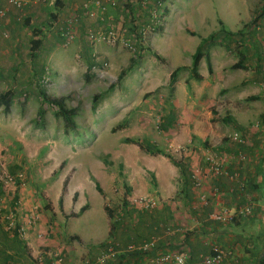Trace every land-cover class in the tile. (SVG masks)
I'll list each match as a JSON object with an SVG mask.
<instances>
[{
    "label": "rangeland",
    "instance_id": "1",
    "mask_svg": "<svg viewBox=\"0 0 264 264\" xmlns=\"http://www.w3.org/2000/svg\"><path fill=\"white\" fill-rule=\"evenodd\" d=\"M123 1L121 15L127 18L128 4ZM245 1L250 2V18L251 12L257 15L262 12L264 0H165L162 24L151 33L144 30L146 34L140 43L143 49L133 64L134 51L124 43L130 38L127 34L131 35L133 26L138 25L133 14L128 16L130 25L120 18L115 28L112 24L104 28L95 20H87L95 17L81 13L82 27L78 24L73 41L64 45L59 27L73 15H69L70 10L65 11L58 20L49 23L48 35L38 50L31 49V27L48 22V14L41 21L32 20L28 27L16 23L21 32L19 47L0 52V92L12 90L9 111L5 112L0 105V166L19 178V188L26 190L20 194L21 198L18 189L13 192L14 186L3 192L2 212L9 206L15 207L19 222L27 220L30 211L33 212L34 227L25 233L41 240L36 233L40 230L46 240L56 241L54 246L47 247L61 250L63 264L67 250L77 260L76 264H84L85 260L96 264L100 243L125 246L133 240L147 239L155 232L161 240H167L170 235L163 233L164 225L160 226L161 230H153L151 223L153 218L166 215L158 209L165 206L158 190L165 191L174 185V194L179 196L180 175L174 162L182 161L190 170L198 165L203 171L207 155L241 149L242 146L229 140L230 134L237 132L249 142V134L261 128L259 115L264 102L250 96L238 99L241 90L251 91L249 85L242 84L250 72L231 69L230 65L239 59V50L251 43L264 74V23L248 38L246 31L252 28L247 26L243 36H232L230 50L224 47L226 39L220 33L207 45L210 62L213 61L212 72L208 73L203 58L197 70L200 79L190 72L191 56L200 39L223 26L218 20L221 17L226 30L238 27L234 18H245L240 9ZM47 2L28 5L42 17L45 11L41 9ZM82 2L78 1L80 10ZM116 6L118 0L112 8ZM55 8L61 9L57 5ZM132 12L137 13L136 9ZM7 14L8 10L0 21L5 23L0 41L15 36L9 25L13 15ZM103 14L96 18L102 21ZM17 16L18 13L15 20ZM243 23L240 22L238 31ZM109 29H116L114 42L87 38L88 30L97 35ZM2 32L7 36H2ZM31 50L34 56L30 55ZM178 68L170 83L172 72ZM39 86L52 97H66V106L76 108L73 125L66 126L55 108L40 100ZM235 108L251 112L244 119L236 118L241 122L239 126L232 114ZM224 116H230L233 121H222ZM235 128H246L247 134ZM147 146L162 150L173 162L164 153L155 154L153 149L149 152ZM243 152L248 159L247 152ZM191 187L195 193L197 190ZM165 198L163 201L175 196ZM145 200L154 203L152 209L142 204ZM22 203L26 204V210ZM125 203L137 213L122 218L120 209ZM83 205L88 210L79 213ZM190 210L195 212V217L204 219L196 214L204 210L198 200ZM115 220L119 221L118 226H113ZM188 220L191 229L199 226L195 225L199 220L193 214ZM128 222L133 225L125 230L123 223ZM143 222H150L147 229ZM165 223L174 231L168 219ZM35 238L27 245L24 256H13L10 264H41L42 261L34 260L46 250V245H40L41 241L36 242ZM65 246H69L67 250Z\"/></svg>",
    "mask_w": 264,
    "mask_h": 264
},
{
    "label": "crops",
    "instance_id": "2",
    "mask_svg": "<svg viewBox=\"0 0 264 264\" xmlns=\"http://www.w3.org/2000/svg\"><path fill=\"white\" fill-rule=\"evenodd\" d=\"M78 1L80 0H54L52 3L51 0H48L46 4H43L44 8L41 7L42 8L41 10L45 11L42 17H41L42 14H39L38 12H36L35 9H32L29 7V5H27L23 9L24 12L23 17L21 19H18V17H16V20L14 16L16 13H18L19 16L20 12L13 7H8L7 15L11 16L12 14L13 19L11 20L12 23L9 22L7 23H9L10 28L13 29L11 30L15 36L11 38V40L9 41H0V52L5 53L6 51H10V50L14 51L17 50V48L19 47L17 46L19 45L17 44V41L19 40V37H21V32L19 29V25L16 23L22 22L21 24H23V19L26 17L29 18V22H31L32 20L34 21L36 18L37 19L39 18V20L41 21L46 14H48L49 16L50 13H57V20H58L59 17L65 11L68 10H70L68 12L69 15L75 13L81 14L82 10H80V4L78 3ZM99 1L102 2L103 4H106L109 0H99ZM122 1L123 0H118V6H116L115 8L112 7L106 8V11L103 14L104 19L102 21H100L96 17L94 19H87V20H95L100 25L101 24L104 25V28L105 26L110 24L113 25L112 28H115L116 25L118 26L119 19L124 18V17L122 18L121 15V13L123 12L122 11L123 7L120 6V3ZM51 3L53 4L52 6L50 5ZM3 5L5 4H3V1L0 0V6ZM56 5L61 6L60 11L56 10L55 8ZM249 6H250V2L245 1L244 5L241 6L240 8L241 12L243 11L244 13L243 16L245 18L241 19L239 16L234 18V22L238 23V27L229 29V31L237 32L239 29L240 22H244L243 23L244 25L250 20ZM133 8H135V5L133 6ZM71 11H73V13H71ZM128 16L129 13H127L126 17L128 18ZM80 20L81 21L79 22V27L80 26L82 27L83 20L81 18ZM218 20H220L222 22V25L224 26V18L221 17V19L218 18ZM0 24H1L0 25V32H1V29H3L2 27L4 26L5 23L0 22ZM249 30L250 31H246L247 32L246 37H250V35L253 33L251 29ZM20 43L22 44L21 38H20ZM241 51L243 52L244 55L243 62L245 66L244 68H240L238 70H242V71L249 70L250 75L244 77V82L242 84L244 86L249 85L251 91L250 93H246L244 91L242 92L241 90L238 99L240 101L242 99H246L248 96H258L257 99L262 100L264 102V76H263L264 74L261 72L262 67L259 66L260 64L258 63V59H257L258 54L255 55L256 50H254L251 43L247 44L246 48L243 47V50ZM244 108L248 109L247 106H245ZM247 109H237V108L234 109V113L232 114L235 115L234 119L236 120V124L238 126L241 123L237 121L238 118L241 120L244 119L245 117H248L251 114V112L245 113L244 110ZM263 112H264V108L261 111V113ZM259 122L261 128L255 129V132L254 130L253 131L251 130L252 132L251 131L250 132L253 134H249L250 135L249 136L250 138H248L249 142L246 141L245 145L241 147V150L247 152L249 156L247 162L242 163L241 166H237L235 163H231L227 165V170L229 171H233L236 169L239 170L240 178L246 184V189L244 191L246 192V195L250 196L256 204L252 214L241 217L236 216L232 222H227V223L213 222L207 219V215L214 210V207L207 205L204 206V210L202 211V213L196 212L197 215L202 216L204 218V219H200V217H195V212L190 210L191 206H189L187 199L186 198L184 199L183 196L181 195L180 193L181 181H179L180 182L178 189L179 196L174 194L176 192V187L174 185L169 184L171 185V188H169L168 190L165 191L158 190V195L161 198V204H165V206H163L162 208L158 207V209L159 211L161 209L165 211V213H167L162 218L167 217V219L170 222L169 225H171L172 228L175 229L174 231H172L171 234H168L170 236L167 238V240H160L161 242H159V244L160 243L161 244L159 248L157 247L155 254L164 251H170L174 253L181 252L184 254L183 264H199L201 256L209 254L211 245L217 244L220 247H222L224 250L230 252V254L226 258H224L221 264H264V174L262 170L263 162L261 160V157L264 156V124H262L260 118H259ZM235 129H238L245 133L247 132L246 128H235ZM192 132L198 133L197 130H192ZM175 171H177V168ZM174 182L175 185L178 186V183H176L177 181L175 180V178H174ZM212 185H216L219 187V191L222 194L223 202L229 208V210H231V212H235V210L239 206L245 203L246 195L238 190V186L236 182H230L224 177H219L217 179L205 178L204 187H203L204 192L208 193ZM25 190H26L25 188H19L17 195L21 198L20 194L23 195ZM82 195L84 196V191L82 192ZM172 195L175 196V198L173 199L170 198L169 200L163 201L165 197L166 198L172 197ZM193 197H195V195ZM27 201L26 203H28ZM22 204L25 205L24 207L26 210L27 209L26 204L25 203ZM87 210L85 209L84 211L87 212ZM192 212L195 220L196 221L199 220V223L196 222L195 224L199 226H196L195 229H191V227L193 226H191L192 223H190L188 220V217L192 215ZM144 223L145 226L149 227L150 222L148 223L144 222ZM22 237L27 238V240L25 238V241L26 244L29 245L30 241L35 238V235L33 238L32 236H29L25 233ZM78 237L80 241H83V239L80 238V236ZM40 239L41 240L38 239L39 241H41L40 245H46L45 247L47 249H48L47 246H54V244L56 243V241H54L53 239L46 240L44 236L41 237ZM38 240H36V242ZM69 246H65V249L67 250L68 249L67 247ZM76 263L77 260L73 257V254L67 250L65 256V264H76ZM42 264H48V260L44 259ZM113 264H118V263L116 262ZM168 264H173V263H168Z\"/></svg>",
    "mask_w": 264,
    "mask_h": 264
},
{
    "label": "built area",
    "instance_id": "3",
    "mask_svg": "<svg viewBox=\"0 0 264 264\" xmlns=\"http://www.w3.org/2000/svg\"><path fill=\"white\" fill-rule=\"evenodd\" d=\"M3 1V6H0V20L4 18L7 13L8 7H13L17 9L20 14L18 19H21L24 15L23 9L28 4H36L38 2H46L47 0H1ZM52 3L54 0H51ZM124 3V1H123ZM127 4H135L139 6L141 9L145 10L146 15L144 14V24H138L135 29L137 32H140V40L144 34V30H147L149 33L155 30L157 26L162 24V19L164 15V3L165 0H125ZM110 7L116 5L115 0H109L107 3ZM106 4H103L99 0H83L82 2V13H84L87 17H96L99 14H102L106 11ZM80 15L75 13L69 18H67L66 22L59 27L60 29V36L62 37L63 44L68 45L71 43L75 37L74 29L79 24ZM264 21V16H263ZM131 32V31H130ZM2 36L6 37L7 33L2 32ZM130 38L124 41L125 44L129 45L134 51V44L135 38L133 37V32L131 35L128 33ZM117 36L116 29L112 30L109 29L106 33L100 34H93L91 30L87 31V38L90 41H101L105 40L108 42H114ZM131 39V40H130ZM125 40V39H124ZM133 44V45H131ZM131 45V46H130ZM229 140L233 143H236L239 146L245 145L246 141L242 138V136L237 133L233 132L228 136ZM263 154V153H262ZM247 161V155L241 150L238 149L233 153H226V152H217L213 155H207L205 158V168L202 171L198 165L192 166L190 170V177L192 181V185L195 187L196 197L200 206H212L214 210L207 215V219L213 222H220V223H227L232 222L236 216H247L252 214L253 210L255 209V202L252 200L250 196L246 195L244 191L246 189L245 182L240 178L239 170L229 171L227 170V165L235 162L237 166H241L242 163ZM262 170L264 174V160L262 161ZM20 177V175H18ZM219 177H224L230 182H236L238 186V190L244 193L246 196L245 203L239 206L235 212H231L229 208L224 204L222 194L219 191V187L216 185H212L211 189L207 192H204L203 183L205 178H214L217 179ZM0 183L2 185L3 192L7 193L10 188L13 187V192L16 190V184H14L13 176L3 170L0 166ZM146 201L142 202L146 204V207H152L154 205L153 202ZM0 205H1V197H0ZM27 220H22L19 222L17 220V212L15 210H7L3 211L0 209V220L4 222L5 229H11L14 227L16 223H18V231L21 235H24L26 229L30 228L31 226L34 227L35 217L36 215L30 211L29 215L27 216ZM36 233L38 237L41 236L42 232L37 231ZM172 230L170 228L166 229V234H171ZM160 238L158 236H152L147 240H144L143 243L140 244H126L125 246H117L114 248L113 244L106 246L104 249L99 250V254L95 257L96 264H105L109 263L112 264L116 257L117 252H128L132 250H141L144 253L153 252L152 255L147 254L144 262L142 264H183L184 261V254L181 252H160L155 254V250H157V241ZM230 254L229 251L224 250L217 244H212L210 253L206 256H203L200 260L199 264H221V262ZM49 258V264H63V255L61 250L59 249H47L42 250L41 254L37 256L35 259L38 262L42 261V257ZM89 260H85L84 264H88Z\"/></svg>",
    "mask_w": 264,
    "mask_h": 264
},
{
    "label": "trees",
    "instance_id": "4",
    "mask_svg": "<svg viewBox=\"0 0 264 264\" xmlns=\"http://www.w3.org/2000/svg\"><path fill=\"white\" fill-rule=\"evenodd\" d=\"M126 6H128L126 12L134 15V21L136 20V18H138L137 23L138 24H144L145 21L143 20V17H144V14L146 15L145 10L141 9L137 5L135 8H133L131 3L126 5ZM60 8H61V6H60ZM135 9H136L137 13L132 12ZM263 10H264V7H263ZM263 10L261 13H259V15L253 14V12H251V18L247 23L244 24V27L245 26L248 27V25H249V27L252 28V32L254 33L256 27L259 26L260 24L264 23L263 19H262V17L264 16L262 14ZM165 11H166V9H165ZM79 15H81V14H79ZM56 20H57V13H50V15L48 16V22L43 23V25H41L40 27L31 28L32 33H31V37L29 39L30 45L32 47L31 49L35 48V50H38L39 48L42 47L41 45L44 42V39L46 38V36L48 35L47 32L49 31L48 30L49 23L55 22ZM79 21H81V20L79 19ZM124 21L126 24H129V25L131 24L130 19H128V18H125ZM139 21H142V23H140ZM28 23H29V18L28 17L24 18L23 19V25L28 27ZM243 28L237 32H231L229 30H226L224 28V26H221L217 32L209 34L207 37L200 39L198 45L195 48L194 53L191 56V63H190V72L194 75V77L196 79H200V75L197 73V70H198V66H199V63H200L202 58L205 59V61H206V69H207L208 73L212 72L211 62H210L209 54L207 52V47H208L207 45L209 44V42H211L215 37H217L220 33H222V34H224V38L226 39V42L223 45L227 50H230V48H231L230 42H231L232 36L235 34H239V35L243 36ZM131 31L133 32V37L136 40L134 42V57L132 58V64H133V63H135V59L139 56L138 54L142 51L143 48H142V45L140 44L141 42L139 41L140 40V32L136 31L135 26H133V29ZM238 54H239V59L235 63L230 65L231 69H240V68H244V66H245L244 62H243L244 61L243 52L241 50H239ZM30 55L34 56V52L32 50L30 52ZM178 70H179V68L172 72L170 83H173V81L175 79V75H176ZM112 86L113 85H111V87ZM11 91L12 90L9 91V89H8V90H5L3 92H0V105H2V109L5 112L9 111V108L11 105V101H12ZM37 95L43 103H46V104L52 106L53 108H55L57 115L63 120V122L66 124V126H70V125L74 124L73 119L77 115V113H76L77 111H76L75 107H67L66 106V103H65L66 97H64V96L52 97V96L48 95L44 89L40 88V86L37 87ZM257 98H258V96H250V99H257ZM168 117H169L168 119H170L171 115H169ZM260 119H261L262 124H264V112L261 114ZM222 121L232 122L233 120L230 116H224L222 118ZM164 129H166V128H164ZM126 141L134 142V143L138 144L137 141H134L131 139H127ZM147 149L149 150V152H151V150L153 148L147 146ZM227 150H230V149L228 148ZM153 153L162 154L164 152L158 148H154ZM164 155H166L168 160H171L173 162L172 158L169 155H167L165 153H164ZM261 160L262 161L264 160V156L261 157ZM174 163L179 169V175H180L179 177H180V181H181L180 193L184 199L185 198L187 199L189 206H191L192 203L196 202L197 197H196V193L192 192V189H191L192 188L191 187L192 181H191V177H190V174H191L190 168H188L187 165H185L182 161H177ZM11 175L13 176V174H11ZM13 179H14V184H16V189H19V186H20L19 178L13 176ZM96 186H97V184H96ZM2 194H3V190H2V185L0 183V195H2ZM194 195H195V197H193ZM14 196H15V193H14ZM15 199H17V197H15ZM14 208H13V206H9L6 209L7 210H13ZM152 208H153V206L151 207V209ZM104 209L106 211L107 207H104ZM84 210H85V206L83 205L79 208L78 212L82 213ZM134 212L137 213V210L128 208L126 203L121 206L120 214H121L122 218H124V217L128 218L129 216H132ZM164 213H165V211H164ZM165 214H167V213H165ZM192 214H193V212H192ZM162 217L163 216H159L158 219L153 218L154 220L151 223V226H153V230H161L160 226L164 225L163 227L165 230L163 231V233L166 234V229L170 228V227L169 226L166 227V225H165L166 224L165 220L167 219V217H165V218H162ZM138 220H139V218H137V222H138ZM141 223H142V220H141ZM118 224H119L118 220H115V222H113V226H118ZM131 225H133V224L132 223L129 224V222L123 223L125 230L129 229L131 227ZM121 227H122V223H121ZM143 227L148 228V226H145L144 222H143ZM112 228L113 227L111 226V229L109 230V235H111V236L113 235ZM152 236H158L159 237L160 235L158 234V232H155L154 235H152ZM152 236H150V237H152ZM149 238H147V239H149ZM147 239H144V240H147ZM144 240L143 241H141L140 239L133 240L134 242L131 241L128 244L132 243V244L137 245L136 243H138V244L143 243ZM160 240H161V238L157 241V244H156L158 248L161 244V243L159 244V242H161ZM108 245H110V244L109 243H106V244L100 243V250L104 249ZM117 246L119 248L118 244H114V248H117ZM26 252H27V244H26V241L22 238L21 234L18 231V223H16L13 228L8 230V229L4 228V222L2 220H0V264H10L11 261L13 260V258H15L13 256H19V257L24 256V254ZM99 252L100 251H98L95 254V257L99 254ZM167 252H170V251H164V253H167ZM147 254L152 255L153 252L144 253L141 250H139V251L138 250H132V251H128V252H117L115 255L116 259L113 263L117 262L118 264H142V262H144V259L147 256ZM206 255H203V256H206ZM203 256H201L200 260L202 259ZM44 259H47L48 264H49V261H50L49 258L44 257ZM44 259H43V261H44ZM43 261H42V263H43ZM105 264H107V263H105Z\"/></svg>",
    "mask_w": 264,
    "mask_h": 264
},
{
    "label": "clouds",
    "instance_id": "5",
    "mask_svg": "<svg viewBox=\"0 0 264 264\" xmlns=\"http://www.w3.org/2000/svg\"><path fill=\"white\" fill-rule=\"evenodd\" d=\"M44 257H45V256L42 257V261H43ZM34 261H36V259H35ZM41 264H42V262H41Z\"/></svg>",
    "mask_w": 264,
    "mask_h": 264
}]
</instances>
